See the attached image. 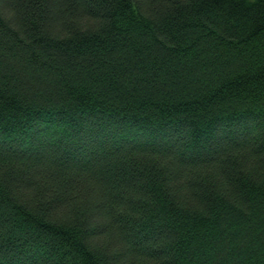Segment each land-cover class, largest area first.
Instances as JSON below:
<instances>
[{"label":"trees","instance_id":"obj_1","mask_svg":"<svg viewBox=\"0 0 264 264\" xmlns=\"http://www.w3.org/2000/svg\"><path fill=\"white\" fill-rule=\"evenodd\" d=\"M0 264H264V0H0Z\"/></svg>","mask_w":264,"mask_h":264}]
</instances>
